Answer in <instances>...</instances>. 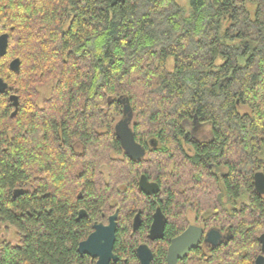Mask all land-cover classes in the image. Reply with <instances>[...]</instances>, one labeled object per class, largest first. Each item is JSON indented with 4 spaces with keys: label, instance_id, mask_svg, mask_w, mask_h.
<instances>
[{
    "label": "trees",
    "instance_id": "1",
    "mask_svg": "<svg viewBox=\"0 0 264 264\" xmlns=\"http://www.w3.org/2000/svg\"><path fill=\"white\" fill-rule=\"evenodd\" d=\"M189 5L187 13L177 0H0V35H9L0 58L9 85L0 95V226L19 236L16 245L0 241V264H86L78 245L115 212V197L118 264H137L134 247L158 205L176 218L188 203L226 214L236 262L247 261L242 246L259 254L264 0ZM47 84L52 92L39 105ZM122 96L148 160H131L115 134ZM196 121L210 127L208 142L192 138ZM141 175L160 185L159 195L139 191ZM138 208L144 224L131 235ZM82 209L88 216L78 220ZM177 233L168 224L159 244Z\"/></svg>",
    "mask_w": 264,
    "mask_h": 264
},
{
    "label": "flooded vegetation",
    "instance_id": "2",
    "mask_svg": "<svg viewBox=\"0 0 264 264\" xmlns=\"http://www.w3.org/2000/svg\"><path fill=\"white\" fill-rule=\"evenodd\" d=\"M133 122H134V118H133ZM133 122L131 125L132 129L134 128ZM206 128H207L206 124L195 122L194 128L191 130L192 138L198 142H201V143L202 142H208L212 138V134H211L210 138L198 137V136H200L199 132L205 131ZM133 132H134V129H133ZM140 145H142V144H140ZM188 151L191 153V149H188ZM146 152L148 153L147 149H146ZM147 153H146V156H147ZM144 159H142V160H144ZM214 167H215V164H212L209 166L210 169L214 168ZM142 176L143 175H141L139 178L138 188H139V182H140V179ZM149 181L151 183L158 184L157 182L151 181L150 179H149ZM219 184H220V182H219ZM159 187H160V185H159ZM139 191H140V189H139ZM160 191H161V187H160ZM140 192L142 194H144L142 191H140ZM159 194H160V192L158 194H154V195H150V196H148L146 194H144V195L148 196V197H154V196H157ZM158 209H160L162 211L163 215L165 216V218L167 220V223H166V226L164 229L163 237L152 240V239H150L151 228H152V225L154 223V215L156 214ZM81 211L86 212V216L83 218H86L88 216L87 211L82 209L78 213V220H79V215H80ZM117 211H119L118 220H117V232H118L119 222H120V217H121L120 206H118L116 208L115 212L113 214L109 215L105 221L95 222L92 226V232L89 234V236L95 232L94 226L96 224H103L105 226H108L110 218L112 216H114L117 213ZM139 213H141L142 224L139 227V229L135 230L134 229V222H135V219ZM225 215L226 214H222V213L220 214V213L209 212V211L198 212L197 209L194 208L191 203H188L184 207V210L180 214V217L176 218L174 216H170V215L168 216L163 211L161 206H159V205L156 206V208L152 214V222L149 226V229L144 231L143 236H141L138 239L137 244L134 247L135 248L134 252H135L136 259H137V264H142L141 259L138 256V249L143 245H147L148 248L152 252L153 260H152L151 264H157L158 263L157 257L159 255V252H161L160 251L161 248H163V253H164V261H162L161 264H169L170 250H171V247L173 245L174 240L178 239L183 234L188 232L191 227H195L197 229L202 230V234L200 236L198 244L195 247L190 248V250L186 253L185 256L178 258L176 264H234V261L236 262V260L234 259V257L236 255L235 254L232 255V250L235 247L232 245V242H234V240H235L234 239L235 233H234L233 228H231L230 224H227L225 226L221 225L224 223L223 217ZM229 216H231V215H229ZM143 217H144L143 210L137 209L136 213L133 216V218L131 219V223H130L131 235L139 234V232L141 231L143 224H144V218ZM213 218H215V220ZM170 223L178 224V233L175 236L171 237L166 242L165 245H160L159 243L161 241H164V239H165L166 228H167L168 224H170ZM117 232H116V240H117ZM262 235H264V234H262ZM262 235H260L258 237V242L260 245L259 250H258L259 254H254L253 251L250 252V247L247 245L239 248L240 251H242L241 257L244 258V260H247L245 264H256L257 259L260 256L264 257V252L262 251V243L259 240ZM89 236L85 240H83L82 242L86 241L89 238ZM82 242H80V243H82ZM80 243L78 245V253L82 258L86 259V262H87L86 264H97L98 260H99L98 258H93L92 256L87 255V254H85V255L80 254V252H79ZM115 244H116V242H115ZM236 250H237V247H236ZM113 254L118 257V261L115 262L112 260L110 264H118L121 261V259L118 256V254H116V252H115V245H114V249H113ZM237 259H238V257H237ZM123 262L126 263L125 260H123ZM236 264H239V263L236 262Z\"/></svg>",
    "mask_w": 264,
    "mask_h": 264
},
{
    "label": "water",
    "instance_id": "3",
    "mask_svg": "<svg viewBox=\"0 0 264 264\" xmlns=\"http://www.w3.org/2000/svg\"><path fill=\"white\" fill-rule=\"evenodd\" d=\"M9 49V35L2 34L0 36V58L5 57L8 54ZM21 68L20 59H15L10 64V69L13 72L18 73ZM9 91V85L3 78H0V95ZM10 99L14 102V106L18 107V99L16 96H11ZM123 106V117L115 126V133L121 142L123 151L133 161L139 162L146 156V149L136 141L135 134L131 127L134 114L128 98L122 96L118 99ZM16 112L13 113L15 115ZM197 120V117H195ZM254 186L256 192L260 196H264V173L257 172L254 176ZM139 189L144 194L150 196L158 194L160 187L156 183H151L149 179L143 175L139 182ZM22 191H16V195L21 194ZM119 211L112 216L109 220V225L96 224L94 226L95 232L92 233L89 238L80 243L79 252L81 255H90L93 258H98L97 264H110L111 261H118V257L113 254L114 245L116 242L117 232V220ZM86 216L85 211H81L79 220ZM167 220L160 209L157 210L154 215V223L151 228L150 239L162 238ZM142 224L141 213H139L134 222V229L137 230ZM202 234L201 229L191 227L188 232L183 234L178 239L174 240L170 250L169 264H176L178 258L183 257L190 250L198 244L200 236ZM262 243V251L264 252V235L260 237ZM138 256L141 259L142 264H151L153 255L147 245H143L138 249ZM256 264H264V257L260 256L257 259Z\"/></svg>",
    "mask_w": 264,
    "mask_h": 264
},
{
    "label": "rangeland",
    "instance_id": "4",
    "mask_svg": "<svg viewBox=\"0 0 264 264\" xmlns=\"http://www.w3.org/2000/svg\"><path fill=\"white\" fill-rule=\"evenodd\" d=\"M177 2L186 10L187 13L190 12L189 0H177ZM172 65H173V63L170 62V68L172 67ZM51 92H52V85L51 84H47L46 86H44L40 89L41 96H40V100H39V105H42L43 99L48 98L50 96ZM122 117L123 116L116 117L115 126L122 119ZM133 123H134V125L136 124V119H134ZM194 124H195V122L190 123L188 125L190 130H192L194 128ZM199 135L200 136H198V137H200V138H210L211 137L210 127L207 126L205 131L199 132ZM113 158L122 159L123 157L114 153ZM145 159L148 160V157L146 156ZM103 170H104V172H106L105 168ZM120 188L124 189L125 185L124 184L120 185ZM212 197H215V196L213 195ZM129 198L131 200V197H129ZM129 198H126V199L128 200ZM113 203H114L113 205H115V203H116V205L118 204L120 206L119 200L116 197H115V201ZM138 209H142V208H138ZM2 240H8L14 245L19 244V236L17 234V231L13 227H10L9 225L8 226L7 225H1L0 226V241H2Z\"/></svg>",
    "mask_w": 264,
    "mask_h": 264
}]
</instances>
